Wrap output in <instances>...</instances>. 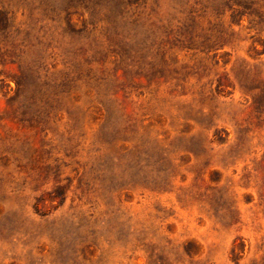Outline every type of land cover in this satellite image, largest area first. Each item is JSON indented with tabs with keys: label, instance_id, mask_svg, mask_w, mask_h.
Listing matches in <instances>:
<instances>
[{
	"label": "rangeland",
	"instance_id": "rangeland-1",
	"mask_svg": "<svg viewBox=\"0 0 264 264\" xmlns=\"http://www.w3.org/2000/svg\"><path fill=\"white\" fill-rule=\"evenodd\" d=\"M0 264H264V0H0Z\"/></svg>",
	"mask_w": 264,
	"mask_h": 264
}]
</instances>
